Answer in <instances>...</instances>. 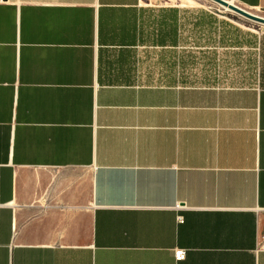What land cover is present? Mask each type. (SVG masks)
Here are the masks:
<instances>
[{"label":"crops","instance_id":"1","mask_svg":"<svg viewBox=\"0 0 264 264\" xmlns=\"http://www.w3.org/2000/svg\"><path fill=\"white\" fill-rule=\"evenodd\" d=\"M0 264H264V30L0 0Z\"/></svg>","mask_w":264,"mask_h":264},{"label":"rangeland","instance_id":"2","mask_svg":"<svg viewBox=\"0 0 264 264\" xmlns=\"http://www.w3.org/2000/svg\"><path fill=\"white\" fill-rule=\"evenodd\" d=\"M228 1H233V0H228ZM173 3H182L185 5H194V6H207V7H211L213 8L215 11H217L218 13H221L223 15H225L226 17L230 18L231 20H233L235 23L239 24L241 27L243 28H249V29H255L258 32H261L262 30H264V25L253 22L251 20H248L234 12H230L225 10L222 6L210 1V0H172ZM233 4L251 12L254 13L256 15L262 16L264 17V10L261 9H248L246 7H243L241 5H239L238 3H236L235 1L232 2Z\"/></svg>","mask_w":264,"mask_h":264},{"label":"water","instance_id":"3","mask_svg":"<svg viewBox=\"0 0 264 264\" xmlns=\"http://www.w3.org/2000/svg\"><path fill=\"white\" fill-rule=\"evenodd\" d=\"M222 7L228 8L229 10H231L232 12L248 19L251 20L253 22L259 23L264 25V17L256 15L254 13H251L235 4H231L230 1L228 0H210Z\"/></svg>","mask_w":264,"mask_h":264},{"label":"built area","instance_id":"4","mask_svg":"<svg viewBox=\"0 0 264 264\" xmlns=\"http://www.w3.org/2000/svg\"><path fill=\"white\" fill-rule=\"evenodd\" d=\"M180 222L183 223L184 219L180 218ZM175 259H176L177 262L185 261L186 260V251L183 250V249H178L175 252Z\"/></svg>","mask_w":264,"mask_h":264},{"label":"bare ground","instance_id":"5","mask_svg":"<svg viewBox=\"0 0 264 264\" xmlns=\"http://www.w3.org/2000/svg\"><path fill=\"white\" fill-rule=\"evenodd\" d=\"M230 3L233 4L231 1H230ZM224 8H225V7H224ZM225 10H227V11H231V10H229L228 8H225ZM231 12H232V11H231Z\"/></svg>","mask_w":264,"mask_h":264}]
</instances>
